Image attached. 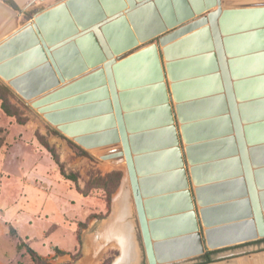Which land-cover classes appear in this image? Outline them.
Masks as SVG:
<instances>
[{"label":"water","instance_id":"water-1","mask_svg":"<svg viewBox=\"0 0 264 264\" xmlns=\"http://www.w3.org/2000/svg\"><path fill=\"white\" fill-rule=\"evenodd\" d=\"M158 1L161 0H112L110 4L107 0H69L65 5L36 15L32 25L22 31L21 38L0 47V61L13 55L10 65L0 66V74L15 77L27 73L12 85L31 99L56 86L59 79L63 81L55 53L73 44L75 38H79L78 41L86 36L95 38L101 56L106 59L98 63L103 68L82 78L75 86L52 95L58 100L71 91L65 109L58 110L63 103H52L41 111H53L47 115L53 124L87 118L81 130L75 129L73 124L62 126L69 135L80 136L109 128L103 135L88 133L93 137H82V142L102 143L99 139L112 132L120 138H116L115 143L121 141V151L117 150L111 158L125 157L150 264H156L155 250L159 257L163 256L160 261L168 260L166 258L172 254L178 258H193L204 255L209 249L264 238V90L262 84L247 77L259 71H253L259 57L251 55L264 50V3L223 9L222 0H206L199 6L193 0H183L182 17L186 16L187 21L193 20L195 13L200 14L201 9L204 11L212 6L218 9L177 29L171 25L150 39L158 38L157 43L117 60L107 40L109 27ZM79 2L86 5L92 18H80L77 25L91 27L75 35L72 31L62 37L48 36L43 26L49 30L53 27L43 22L51 18L57 25H69L65 23L69 19L66 9L75 8ZM171 4L163 8L168 15L176 12L175 3ZM259 16L262 25L252 22L261 25V29L257 24L248 23ZM200 25L202 29L197 31ZM32 30L35 34L29 32ZM169 30L173 31L167 33ZM23 38L26 40L22 44L13 46ZM39 43L46 52L40 54L35 49ZM5 51L12 52L7 55ZM46 53L55 71L47 64L48 71L43 73L41 68H35L45 63L42 61ZM16 63L20 64L10 70ZM105 80L103 88L90 89ZM80 92L87 98L103 94L102 101L107 103L108 110V105H113L118 136L113 122L100 121L88 114L102 111L96 99H87L89 103L94 102V106L89 105L83 111L72 109L74 104L84 103H76L78 98L73 96ZM205 103H214L218 108L209 112L195 109L196 105ZM50 116H57L60 121ZM90 117L94 119L90 121ZM222 119L227 121L223 131L205 134L200 130L209 121ZM177 120L183 124L181 130ZM209 175H213V179H209ZM193 184L197 186L195 194ZM195 200L202 207L199 211ZM150 218L155 221L149 222ZM203 226L207 228L205 232ZM221 236L228 237L217 240ZM167 239L170 240L161 241ZM153 240L158 241L156 245ZM172 250L175 252L170 253Z\"/></svg>","mask_w":264,"mask_h":264},{"label":"rangeland","instance_id":"rangeland-1","mask_svg":"<svg viewBox=\"0 0 264 264\" xmlns=\"http://www.w3.org/2000/svg\"><path fill=\"white\" fill-rule=\"evenodd\" d=\"M33 18L30 22L34 21ZM14 19L1 24L0 46L17 31L22 32L30 25L27 16ZM29 32L35 34L33 30ZM157 39L117 56V60L157 43ZM162 49L161 47V54ZM6 63L11 64L9 59L2 60L0 66ZM99 68L100 65L94 67L92 72ZM25 74L15 77L0 74V83L7 86L15 97L12 103L18 107L19 116H7L0 100V247L9 250L8 255L6 254L7 264H35L33 256L28 252L30 247L36 249V254L47 264H85L88 249V253L91 254L92 251L99 258V263L112 264L121 255L120 244L113 237L99 239L97 234L108 228L115 196L125 186L127 189L130 187L127 166L122 159L104 158L114 152V149L121 151V144L93 151L82 148L68 137L62 126L73 124L75 129L81 130L86 125L87 118H75L72 123L58 124L57 127L47 118L51 113L41 111V103L35 99L37 97L28 99L12 85L13 81ZM82 78L84 77H79L78 80ZM82 105L86 106L81 107ZM89 105L93 104L86 101L80 105L74 104L72 109L80 112ZM93 119L90 117L89 120ZM177 127L179 130L183 127L178 120ZM80 136L84 137L82 134ZM182 147L185 148L184 142ZM51 150L57 156L59 164ZM114 173L122 174L118 182L115 177L106 179ZM11 183H16L18 188L11 199H8L5 194ZM105 184L107 189L103 187ZM116 184L118 187L115 189ZM48 194L55 198L56 207L47 199ZM18 209H21L20 213L14 216L13 212ZM52 213H55V217ZM129 220L136 230L135 250L140 259L138 264H148L133 204ZM43 233L47 237L46 241L42 239ZM21 244L23 246L19 248ZM225 250L222 252L229 251ZM212 256L215 260L212 264H229V258L218 259L219 254ZM201 262L202 257L180 264ZM164 263L172 264H157Z\"/></svg>","mask_w":264,"mask_h":264},{"label":"bare ground","instance_id":"bare-ground-1","mask_svg":"<svg viewBox=\"0 0 264 264\" xmlns=\"http://www.w3.org/2000/svg\"><path fill=\"white\" fill-rule=\"evenodd\" d=\"M107 1H108V3L111 4L112 0H107ZM182 1L183 0H161V1H158L156 4H152V5H150V6L146 7V8H142V9L136 11L135 13H133L131 15H127L123 20H121V21L113 24L112 26H110L108 31L106 30L107 34H108V39L107 40L109 41L113 51L115 52V56H118V54L121 55V54L129 52L131 50H134L137 47H139L140 45H142L144 43H147L148 41H150V39H152V37L155 34L159 33L162 30H164V31L167 30L168 28H170L171 25H175V28L176 27H180V26H182L183 24H185L187 22H190V21L193 22V21H196V20H200V19H202L204 17H207L209 13L214 12V11H216L218 9V6L208 7L204 11L201 9L202 12L198 11L199 13L201 12L200 14L195 13L196 16L194 17L193 20H190V21L188 20L187 21L186 16L182 17L184 15V12H182V9H184V8H182V6H181ZM205 1L206 0H201V3H203V2L205 3ZM210 1L211 0H209V2ZM89 2H90V0H89ZM89 2H88L87 5L90 6L91 3H89ZM193 2L196 4V6H199L201 4V3H199V0H193ZM168 3L169 4L175 3V5L173 6V9H174V7L176 9L175 13L170 12V14L168 15L166 13L165 9H163L164 6L166 4H168ZM234 4H239L240 5V4H243V3L242 2L241 3H236L235 2ZM234 4H230V5H234ZM227 5H229V4H227ZM236 6H238V5H236ZM222 8L224 9V7H222ZM66 13L68 14L69 19L66 20L65 23H67L69 25H57V22L55 21V19H51V18L49 20L43 22L44 25L50 24L49 28L53 27L52 30H49L47 28V26H43V29H45L47 31L48 36L50 34V35H53L54 37H56V36H61L62 37V35L63 36L68 35V34L70 35L72 31H73L72 35H75V34H77V32L83 33L84 30H87L88 28L91 27V26H88L87 28H82L81 27L82 24L81 25H77V23H78L77 21H79L81 19L82 20H89V19L92 18V17H90L91 16V12H89V10L86 9V5L83 6L81 2L77 3V5H75V8H67L66 9ZM108 16H109V14H106V17H108ZM261 20L262 19L259 16L257 18H254V19L252 18L251 20H248V23L254 21V22H258V23L261 24ZM32 22H34V21H32ZM254 22H252L250 24H257V23H254ZM30 23H28V24H30ZM30 25H32V24H30ZM257 25H259V24H257ZM261 25H259L260 29L263 28V27H261ZM202 26L203 25L198 26L196 28L197 31L201 30L202 28H200V27H202ZM21 34H22V32H18L17 31L14 35H12L11 39H9V40L6 39L4 44L7 45L8 43L12 42L14 39L21 38ZM77 39H79V38L73 39V41H74L73 44L68 45L67 47H64L63 49H61L60 51L55 53L54 58H55L57 64L59 65V68H60L61 72L63 73V81H61L59 79L56 86H54V87H52V88H50L48 90L46 89L42 93L38 94V96H36L37 98L34 97L37 101H39V103H41L40 107H42V109H45V108L48 109V106H50L52 103L54 105L57 104V103H59L61 105L63 103L64 105L61 106L62 109H58V110L65 109L66 108L65 107L66 103L69 104L68 97L72 96V95H70L71 91L68 90L66 92L67 94L65 93L58 100L57 99H53L52 95H54V94H56V93H58L60 91H63L65 88H69V87L75 86V84L80 82V80H78L79 77L86 78V77L94 74L95 72H92L94 70V67H96V66H98V65H100L102 63V58L105 59V57L101 56L102 53L100 52L99 46H98V44L95 41V38L93 36H86L85 38H83V39H81L79 41ZM25 40H26V38L17 40L16 42H14L13 46L16 47L17 45H19L18 43L22 44V42H24ZM94 42L96 43V45H95ZM168 42H169V40L167 41V43ZM170 43H172V42H170ZM0 47H2V45ZM35 49L39 50L40 54H42L41 51L43 53L46 52L45 48L43 47V45L41 43L40 44H36L35 45ZM48 49L51 50V47L49 46ZM11 52L7 53L5 51L4 53L8 55ZM31 55L34 56V54H31ZM251 56L252 57H259V59L257 61V66L253 70V71L259 70V71L252 72L251 74H248L247 77H250V80L251 79H255V81L257 83L262 84L263 85V89L262 90H264V50H260L259 52H256V53L252 54ZM11 58H13V55H10V57L8 56L7 58H4V59H11ZM42 63H44V64L39 66V67H37V68H35V69L41 68L43 73H44V72L48 71L45 68V66H47V64H48L52 68V70L55 71L54 67H53V65L51 63V59L48 56V54H47L46 57L43 58ZM98 63H100V64H98ZM19 64L20 63L14 64L10 68V70H12L14 67H16ZM101 68H103V65L101 66ZM31 70H33V68H31ZM28 71H29V69H28ZM22 73H24V72H22ZM46 75L48 76V74H46ZM81 75H83V76H81ZM127 78H129L128 75H127ZM105 82H106V80L105 81H101V83L97 84L96 86H94V87H92L90 89L94 90L95 88H97V90H98L99 87L103 88ZM83 92H85V91H83ZM83 92L77 93V94H80V96L78 95V97L76 96L77 94L73 95L75 98H78V101L76 103L80 104L82 101L86 102L87 99H91V101L96 99L98 101V104L102 107V111L95 112V113L90 112L88 114H93L94 118H96V119H98L100 121H109L111 123L114 120H116V113H115V110L113 108V105H111V104H110L111 106L108 105L110 107V109L108 110L107 103L102 101L103 94L87 98L85 96H81V94ZM262 95H264V94H262ZM39 96L41 98H39ZM109 100L111 101V97L109 98ZM43 101H44V103H43ZM92 103H94V102H92ZM216 106L217 105L214 104V103H205V104H201V105H196L195 109L198 112L199 111H202V112L208 111L209 112L210 110H213V108L216 107ZM92 111H94V109H92ZM46 112H48V111H46ZM49 113H53V111H50ZM123 114H126V113L123 111ZM73 115H75V114H73ZM50 117H51V119H56L57 122L60 121L57 116H53V117L50 116ZM226 123H227V121H225L224 119H222V121L221 120H217L215 122L209 121L205 126H202L200 130L202 132H204L205 134H209V133H212V132H215V131L217 132L219 130L223 131L224 127H226ZM57 125L58 124H56V126ZM112 125H113L112 127H114V126L116 127L117 136H118L119 135L118 122L115 121V122L112 123ZM106 129H108V128H106ZM104 130L105 129H99V130L96 129L95 131L88 132V133H93L94 135H103V134L107 133ZM113 130H115V129H113ZM68 132H65L68 135V137L74 139V141H76L82 148H84L86 150H91V149H94V150L98 149L99 150V149L104 148V147L114 146V145H116V143H115V140H117L116 138H119V137H116L115 133L112 132V135L110 134V135H108L105 138L99 139L100 141H102V143H93V142H87V141L82 142V139H81L82 136L69 135ZM88 133H83L82 135H84V137H93V136H89ZM103 142H105L107 144L103 145L104 144ZM119 143L121 144V141ZM100 146H102V147H100ZM114 150H113L114 152H112L110 154L111 156H106L107 158L106 157H104V158L105 159H110L113 156L112 154H114L117 151L116 149H114ZM122 161L126 165L125 157H123ZM228 169H230V168L228 167ZM126 170H127V167H126ZM127 173H128V171H127ZM127 176H128V179H129V174ZM209 179H213V175H209ZM262 181L264 182V175H262ZM129 183H130V181H129ZM133 201H134V198H133ZM122 204L124 205V202H122ZM134 204H135V201H134ZM135 208H136V204H135ZM136 211H137V208H136ZM122 212H123V210H122ZM137 215H138V212H137ZM178 215L179 214H177V216ZM148 221L151 222V221H155V220L150 218V219H148ZM139 224H140V221H139ZM112 227H113V225H112ZM140 229H141V227H140ZM111 230L114 231V232H117L114 229H111ZM120 233H122V231ZM227 237L228 236H221V237L217 238V240H224ZM133 240L135 241L134 238H133ZM152 242H153V245H156V241L153 240ZM203 244H204L205 247L208 245L206 240H205V242ZM122 245H123V247H122L123 249L122 250L124 252V255H123L124 258L131 257V256L135 257V253H134L135 248H132V250H131V248H129V246H124L123 243H122ZM126 245H128V244H126ZM132 245H134V242H133ZM144 249H145V247H144ZM169 250H167V253H169ZM174 252L175 251L172 250L170 253H174ZM145 253H146L148 264H150L151 262H150V259L148 258L146 249H145ZM166 256L167 255H165V257ZM137 258H138V256H137ZM154 258L156 260V264L158 262H163V261L159 260V258H161V257H159L157 255L156 250L154 252ZM170 258H177V259H170ZM166 259H168V260H165L164 262L172 263V262H174V260L177 261L178 259H185V258H178V257H175V255H173V256L169 255ZM170 261H172V262H170ZM120 264H122V261L120 262Z\"/></svg>","mask_w":264,"mask_h":264},{"label":"crops","instance_id":"crops-1","mask_svg":"<svg viewBox=\"0 0 264 264\" xmlns=\"http://www.w3.org/2000/svg\"><path fill=\"white\" fill-rule=\"evenodd\" d=\"M10 1L14 4L15 7H13L11 4L7 3L6 0H0V27L2 26L1 24L5 23L6 20H15L14 18H16V17L21 18V16L22 17L27 16V18L29 19L28 21L30 22L33 17L35 18L36 15L48 12V11L53 10V9H56V8L60 7L61 5H65V4H67V2L69 0H10ZM222 1H223L224 9L225 8H231V7L232 8L233 7L245 8L246 6L250 7L255 3H264V0H258V2H255L254 0H235V1L234 0H225L227 3L224 0H222ZM235 2L236 3L242 2L243 4H240V5L234 4ZM199 3H201V0H199ZM227 4H229V5H227ZM230 4H234V5H230ZM236 5H238V6H236ZM187 6L189 7L190 10H192V7L188 1H187ZM174 10H176V9L174 8ZM39 98H41V97H39ZM173 106H176V104H173ZM215 108L216 107H214L213 109H215ZM184 145L186 147L185 143H184ZM91 150L93 151L94 149H91ZM126 173H127V171H126ZM127 179H128V176H127ZM128 185L130 186L128 188L129 190L125 186L123 189H121V191L118 192V194L114 198L113 215H112L110 223L108 224V228H105L103 230V233H102V231H100L101 234L100 233L97 234V238H99V239H100V237H103V238L113 237V238L117 239L118 243L120 244L121 255L116 260H114V262L112 264H120L121 261H122V264H138V262L140 261L139 256L137 258L136 250H134L135 257L134 256L127 257V258L123 257L124 252L122 250L123 249L122 243L124 244V246H129V248H131V250H132V248L136 247L135 246L136 242L133 240V238L134 239L136 238L135 229L133 228V226L131 225L130 220H129V218L131 217V204L134 205V211L136 213L138 224H139V218H138L137 211L135 208V204L133 201V192L131 189V184L128 183ZM8 187L10 189L5 194V197L8 196V199H11L14 191L18 188V186H16V183L15 184L11 183L8 185ZM196 188H197V186H195L193 184L192 190H193L194 194H195ZM47 199H49V201L53 202L54 207H56L55 198H52V196L50 194H48ZM195 201H196L197 210L198 211L201 210L202 207L198 204L197 200H195ZM122 202H124V205L122 204ZM19 205L22 206L21 203H19ZM122 210H123V212H122ZM20 211H21V209H18V211L16 210L15 212H13L14 216H17L20 213ZM52 214L55 217V213H52ZM58 214H60V209H58V211H57V216H59ZM112 225H113V227H112ZM215 228H217V227H215ZM111 229H114L117 232H114ZM206 229L207 228L205 226H203L202 231L205 232ZM139 230H140L142 243L144 244L142 232L140 229V224H139ZM119 231L120 232L122 231L123 234L120 233ZM230 234L233 235V233H230ZM42 237H40V238H42L44 241L47 240L45 233L42 234ZM168 240H170V239L161 240V241L167 242ZM154 241H156V240H154ZM133 242H134V245H132ZM156 242H158V241H156ZM126 244H128V245H126ZM101 246L103 247V242H102ZM31 249L34 252L36 251V249H34L33 247ZM225 249H228L229 251L223 253L222 251H226ZM8 251H9L8 248H6V247L4 248L3 246L0 247V264H7V262H8V258H7ZM178 251H181L182 253L186 252V250L184 251L183 249H179ZM88 252H89V249H88ZM88 252H87V257H86L87 260L85 261V264H101L98 261L99 258L92 251H90L91 254ZM103 253H105L104 247H103ZM208 253H210V259H211L210 263H208L206 258H205V256ZM216 254H219L218 259L229 258L230 259L229 264H264V238H259L256 240H252V241L240 243V244H233V245H230L229 247H225V248H221V249H215V250L209 249L202 256L180 259V260H177L175 262H172V264H180V263L187 262L188 260H192L195 258H201V257H202L201 264H212L213 262H215L212 255H216ZM172 255H174V254H172ZM161 257H163V256H161ZM11 258H13V256H11Z\"/></svg>","mask_w":264,"mask_h":264},{"label":"trees","instance_id":"trees-1","mask_svg":"<svg viewBox=\"0 0 264 264\" xmlns=\"http://www.w3.org/2000/svg\"><path fill=\"white\" fill-rule=\"evenodd\" d=\"M7 3L11 4L13 7L14 4L10 1V0H6ZM14 95L13 93L11 92V90L0 83V100L2 101V110L7 114V116H10V117H19L18 116V107H16L13 103H12V99H14ZM51 152H53L51 150ZM53 155H54V159L55 161L59 164V161L57 159V156L54 154L53 152ZM122 174L121 173H114L112 175H109L107 176L106 179H110V178H113L115 177L117 182L120 180ZM73 180H76L74 178H72ZM104 188L107 189V185L105 184L103 186ZM117 184L115 186V189L117 188ZM22 244L19 246V248H22ZM28 252L33 256V262L35 264H47L45 261H43L37 254L36 252H34L31 248L28 249ZM206 260L208 263L211 262V259H210V253H208L206 256H205Z\"/></svg>","mask_w":264,"mask_h":264}]
</instances>
